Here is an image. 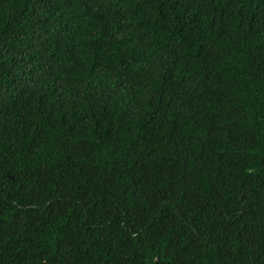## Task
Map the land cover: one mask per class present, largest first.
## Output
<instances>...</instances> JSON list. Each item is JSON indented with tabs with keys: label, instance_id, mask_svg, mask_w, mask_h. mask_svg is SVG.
<instances>
[{
	"label": "trees",
	"instance_id": "obj_1",
	"mask_svg": "<svg viewBox=\"0 0 264 264\" xmlns=\"http://www.w3.org/2000/svg\"><path fill=\"white\" fill-rule=\"evenodd\" d=\"M0 264H264V0H0Z\"/></svg>",
	"mask_w": 264,
	"mask_h": 264
}]
</instances>
